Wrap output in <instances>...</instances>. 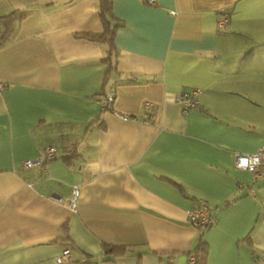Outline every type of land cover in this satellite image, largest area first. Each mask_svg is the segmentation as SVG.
Masks as SVG:
<instances>
[{
    "label": "crops",
    "instance_id": "1",
    "mask_svg": "<svg viewBox=\"0 0 264 264\" xmlns=\"http://www.w3.org/2000/svg\"><path fill=\"white\" fill-rule=\"evenodd\" d=\"M98 1L0 0L15 16L5 39L0 23V264H57L65 248L62 264H81L105 245L127 248L105 252L112 264H189L200 199L217 218L207 264L264 259V178L233 163L264 142V0H112L104 90L136 121L98 100L105 46L80 36L101 31ZM184 91L196 108L176 101ZM51 145L55 159L23 167Z\"/></svg>",
    "mask_w": 264,
    "mask_h": 264
},
{
    "label": "built area",
    "instance_id": "2",
    "mask_svg": "<svg viewBox=\"0 0 264 264\" xmlns=\"http://www.w3.org/2000/svg\"><path fill=\"white\" fill-rule=\"evenodd\" d=\"M149 4H154L155 0H146ZM228 14H223L219 19V27H225L228 23ZM194 92H180L176 96V101L182 106L183 110L186 111L196 105ZM103 108L112 111L122 120H133L136 121L137 118L133 116H127L119 114L111 108L113 94L108 92L105 95H98ZM57 153V148L55 146H47L40 157L36 159H27L23 161L22 165L24 168L42 167L45 161L51 160L55 157ZM234 167L237 169L247 170L253 174L255 178H264V142H262L255 151L253 152H235L233 155ZM77 186H73L72 195L68 201L71 208H75L77 203ZM187 220L189 224L197 228H210L216 223V215L213 214L212 208L206 200L200 199L196 206L188 210ZM69 249H63L59 255L55 258L57 264L65 263L69 260ZM255 264H264V259L257 258ZM85 264H112V261H103L99 256L92 259Z\"/></svg>",
    "mask_w": 264,
    "mask_h": 264
},
{
    "label": "trees",
    "instance_id": "3",
    "mask_svg": "<svg viewBox=\"0 0 264 264\" xmlns=\"http://www.w3.org/2000/svg\"><path fill=\"white\" fill-rule=\"evenodd\" d=\"M143 1L146 2V0H143ZM98 12H99L101 23H102L101 31L99 33H92V32L80 33V36H83L90 40H98L105 46V54L101 58V61L106 64V73L103 79V89L101 90V93H100L101 95H105L107 93L105 92L104 89L106 86H108L107 84H111L110 86H108V87H111V86H114V83L116 81V79L113 78V76L117 74L116 58H117L118 50L115 46L113 38L115 34V29H117L122 24L119 20H116L113 17L112 0H99L98 1ZM14 17H15L14 15H6V16L0 17V23L3 25V29H4L3 31H1V34H2L1 39H5V35L8 34L13 29ZM110 92H112L113 97H114V91L111 90ZM98 100L101 103L100 98H98ZM193 107L196 108L197 104ZM101 108L102 110H107L106 108L102 107V104H101ZM111 108L113 109L112 104H111ZM99 118H97L96 120L98 121ZM96 120L93 119L90 122V124L93 125L94 123H96L95 122ZM98 127H102V124ZM75 147L76 146L74 144H71L70 146L62 147V151H63L62 156H67L68 160H70L71 157L75 154ZM44 150L45 149H43V151ZM57 155H58V149H57V153L55 157L52 159H55ZM199 229H201L202 231L199 233L197 243L193 249L188 251L189 264H207L208 246H207V243L203 240L202 234L208 228L200 227ZM104 248L105 249L102 250L101 254L98 255L103 261H112L109 257L108 258L103 257L105 252L108 251V249H109V252L113 253L114 256L121 255L125 251H127V248L122 245H119V246H116V245L106 246L105 245ZM91 260L92 258L86 257V259L83 262H81V264L88 263Z\"/></svg>",
    "mask_w": 264,
    "mask_h": 264
}]
</instances>
